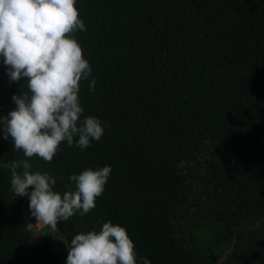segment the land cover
Instances as JSON below:
<instances>
[{"label":"trees","instance_id":"trees-1","mask_svg":"<svg viewBox=\"0 0 264 264\" xmlns=\"http://www.w3.org/2000/svg\"><path fill=\"white\" fill-rule=\"evenodd\" d=\"M75 6L85 30L73 35L91 67L80 81L82 116L98 117L104 132L83 149L62 141L51 161L28 159L72 189L68 177L85 168L111 172L95 207L58 220L60 229L70 239L119 223L136 264H213L232 241L241 261L264 258V0ZM5 68L0 115L15 107L13 93L28 91L27 78L10 81ZM21 159L0 130V264H64L24 224L35 217L10 185Z\"/></svg>","mask_w":264,"mask_h":264},{"label":"clouds","instance_id":"clouds-1","mask_svg":"<svg viewBox=\"0 0 264 264\" xmlns=\"http://www.w3.org/2000/svg\"><path fill=\"white\" fill-rule=\"evenodd\" d=\"M76 0H0V62L10 81L26 77V92L13 93L15 107L0 115V130L25 159L13 161L10 185L27 196L35 220L57 228L74 214L85 216L104 190L110 165L85 168L68 177L74 189L53 187L57 175L32 170L28 158L51 161L62 141L83 149L104 132L101 120L82 116L80 81L91 67L73 35L85 24ZM95 78L89 81L94 90ZM19 169V171H15ZM31 186V188L29 187ZM65 264H136L134 243L119 223L104 221L68 239Z\"/></svg>","mask_w":264,"mask_h":264},{"label":"rangeland","instance_id":"rangeland-1","mask_svg":"<svg viewBox=\"0 0 264 264\" xmlns=\"http://www.w3.org/2000/svg\"><path fill=\"white\" fill-rule=\"evenodd\" d=\"M42 163V171H50L53 174L57 175V183L53 187L58 188L59 190L63 191L67 188L72 189L71 184L63 179L60 175L56 172L50 170L48 167ZM24 224L33 230L36 234L44 235L49 239L53 247L60 253L62 256L63 262L65 264L66 256H67V246L68 237L67 235L60 229L57 222V228H52L49 225H45L42 222L35 220L34 222L25 220ZM259 224L255 225L254 227L257 228ZM258 245L263 247V242H258ZM215 260L213 264H264V258L260 257H251L246 260L241 261L240 255L237 253V249L235 250L233 241L228 243L222 249H219L215 254ZM240 262V263H239ZM148 264V260L145 259V263Z\"/></svg>","mask_w":264,"mask_h":264}]
</instances>
